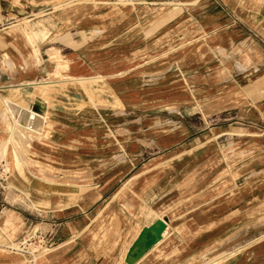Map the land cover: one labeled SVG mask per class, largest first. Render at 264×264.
I'll use <instances>...</instances> for the list:
<instances>
[{
  "label": "rangeland",
  "instance_id": "rangeland-1",
  "mask_svg": "<svg viewBox=\"0 0 264 264\" xmlns=\"http://www.w3.org/2000/svg\"><path fill=\"white\" fill-rule=\"evenodd\" d=\"M103 2L100 7L102 22L109 31L104 33L102 40L100 33H94L92 46L85 51L90 53L88 57L102 54L95 67H109L118 62L115 68L118 67L122 74L118 79H124V82L127 59H133V51L136 52L135 67L140 68L137 74L143 71L141 65L145 57V72L151 75L149 85L144 87L145 96H142V80H135L139 98L145 100L144 110L128 113L120 106L118 120L104 127L98 137L95 153L88 149L87 153L81 154L83 157L79 161H65L58 173L41 169L43 175L35 176L37 180L39 178L38 185L47 194L54 195L73 192L77 189L74 185L89 184L94 171L101 173L103 185H107L104 208L96 218L93 214L86 222H80L75 216L61 218L48 214L40 202L42 198L29 194L25 198L27 203L13 204L14 199L19 198L9 178L22 166L28 169L43 167L24 158L30 155L33 141L48 135L43 125L27 124L28 120L39 119L35 111L20 115L16 124L25 125L30 130L10 127L12 136L0 142V162L9 172L5 188H0V205H4L0 217V264H245L246 243L254 242L255 245L264 240V236L258 241L246 239V232L253 235L256 228L255 223L245 225L248 216H259V224L264 217L262 208L249 215L245 209L247 200L256 194L254 189L260 178L255 174L246 175L245 163L259 150L257 141L263 129L243 125L241 118L254 119L252 111L238 117V113L230 116L221 110L224 91L227 93L229 88L227 80L224 87V80L219 76L208 81L206 74H199L198 79L176 74L178 55L174 41L180 37V30L187 26L174 28L175 22H172L166 33L162 31L163 36L167 34L166 48L151 47L148 53H144L141 47L129 49L125 45L127 41L122 40L126 17H113L116 12L112 7L115 6H111L109 0ZM164 3V7L173 9L177 3L184 2L167 0ZM84 6L89 7V4ZM119 7L126 13L129 4L120 3ZM19 20L27 26L24 35L33 41L28 16L24 14ZM116 20L119 27L111 28ZM183 35L184 39H191L189 33ZM207 53L206 47L198 49L200 63L206 61V55L212 56ZM192 54L188 53L186 58ZM227 57L219 51L218 60L207 68L225 74ZM185 66L182 64L177 68ZM160 69L168 70L162 80L158 79ZM52 82V79L41 81L36 87L41 91V87ZM68 82L70 87L82 88L88 93L94 89L99 93L110 90L104 79L70 78ZM191 83L196 86L193 97L187 93L189 90H185ZM212 83L216 87L207 90L208 84ZM4 103L8 104V101H0L1 105ZM114 104L120 105L115 98ZM190 134L198 143L195 150L198 169L188 176L164 175L161 172L164 169L178 167L187 161L184 160L186 156L180 160H169L164 156L189 152L191 145L186 140ZM184 169L190 170V164ZM132 177L134 180L126 187V180ZM87 190L89 193L90 188ZM167 219L170 228L162 244L154 248L162 240L165 230L162 238L150 248L152 250L139 251L137 244L146 230ZM175 231L177 236L173 235ZM69 236L71 239H67ZM148 251L150 254L146 256Z\"/></svg>",
  "mask_w": 264,
  "mask_h": 264
},
{
  "label": "crops",
  "instance_id": "crops-1",
  "mask_svg": "<svg viewBox=\"0 0 264 264\" xmlns=\"http://www.w3.org/2000/svg\"><path fill=\"white\" fill-rule=\"evenodd\" d=\"M103 1L0 0V101H8V104H0V142L7 141L12 136L10 127L30 130L25 125L23 127L16 124L20 115L29 111H35L39 119L27 121V124L38 127L43 125L48 132L46 137L31 143L30 155L24 158L36 161L43 167L28 169L22 166L9 178L15 193L19 194V199L13 201L16 206L27 203L25 198L28 194L37 196L42 198L40 202L46 208L44 212L61 218L75 216L80 222H86L93 214L96 218L104 208V191L107 185H103V176L97 171H94L89 184L85 182L74 185V189H77L68 194H47L38 185L39 178L37 180L35 177H41L43 169L49 173H58L65 161H79L83 157L81 154L87 153L88 149L95 153L98 137L102 135L104 127L118 120L120 106L126 108L128 113L142 108L144 110L145 100H140L135 80H142L143 89L149 85L151 75L145 72L146 58L142 59V73L137 74L140 68L135 67L136 52L133 51V59H127L124 82V79H118L122 75L118 67L115 68L118 62L109 67H95V62L102 59V54L88 57L90 53L85 51L92 46L94 33H100L102 40L104 33L109 31L102 22L103 10L100 7L104 4ZM165 1L167 0H109V4L115 6L112 7L116 12L113 17H126L122 40L127 41L125 45L129 49L141 47L144 53H148L151 47L166 48L167 34L163 36L162 31L166 33L167 26L172 22H175L174 28L182 29L187 26L180 30V37L174 41L178 55L175 62L176 74L191 79H198L199 74H206L208 81L219 76V79L224 80V87L226 80L229 84L228 92L224 91L223 94L221 110L230 116L238 113V117L245 115L247 111L254 113L253 120L241 118L244 126L263 129L257 141L259 150L254 153V158L246 159L245 163L246 175L255 174L260 177L254 189L256 194L254 198L247 200L245 209L247 215L259 212L261 208L264 209V0H180L184 3H177L173 9L164 7ZM85 3L89 7H85ZM120 3L129 4L126 13L120 9ZM24 14L29 18L28 27L33 31V41H29L24 35L27 26L19 20ZM185 20V25L182 26ZM113 27H119L118 20L116 23L112 22L111 28ZM184 32L190 34V40L188 37L183 38ZM202 47H206L207 54L212 56L206 55V61L200 63L197 52ZM219 51L228 56L229 61L225 62L228 70L225 74L214 68L212 71L207 68L218 60ZM188 53L192 54L189 59L186 58ZM182 64L186 66L177 68ZM167 73L168 70L160 69L158 79L162 80ZM70 78L104 79L110 90L99 93L94 89L88 93L82 88L70 87ZM49 79L54 82L41 87L39 91L36 86ZM190 85L185 90H189L187 93L193 97L196 86L193 83ZM215 87L213 83L208 84L207 90ZM146 93L144 89L142 96ZM114 98L120 105L114 104ZM188 138L186 142L191 145L189 152H176L174 157H170V154L164 156L169 160H180L186 156L184 160L187 161L178 167L164 169L161 171L164 175L188 176L198 169L199 163L195 157L198 143L193 134ZM188 164L190 170L187 171L184 168ZM133 180V177L128 178L125 186L129 187ZM3 206L0 205V217L4 211ZM258 219L259 216L246 217L245 225L255 223L256 228L253 235L246 232V239L262 240L264 217L260 224ZM165 221L166 230L155 249L162 244L170 228L169 220ZM177 234L175 231L173 235ZM74 238L76 237L73 236ZM259 242L255 245L254 242L246 243L243 255L245 264H264V240ZM149 251L145 253L146 256L150 254Z\"/></svg>",
  "mask_w": 264,
  "mask_h": 264
},
{
  "label": "bare ground",
  "instance_id": "bare-ground-1",
  "mask_svg": "<svg viewBox=\"0 0 264 264\" xmlns=\"http://www.w3.org/2000/svg\"><path fill=\"white\" fill-rule=\"evenodd\" d=\"M35 84V83H34ZM33 84V85H34ZM14 87V86H13ZM30 113V112H29ZM36 113V112H35ZM29 116V115H28ZM36 117V116H35ZM31 118V117H30ZM29 119V117H28ZM29 121V120H28ZM22 125V124H21ZM24 127V126H23ZM165 222V223H164ZM159 222L156 226L146 230L142 240L137 244L139 251H146L151 250L152 246L157 243V241L162 236L164 230H166V221ZM169 222V221H168ZM160 223H163L162 226H160ZM162 238V237H161ZM134 253V252H133ZM132 256V255H131ZM132 257H135L132 256ZM130 264V263H128ZM132 264V263H131Z\"/></svg>",
  "mask_w": 264,
  "mask_h": 264
},
{
  "label": "built area",
  "instance_id": "built-area-1",
  "mask_svg": "<svg viewBox=\"0 0 264 264\" xmlns=\"http://www.w3.org/2000/svg\"><path fill=\"white\" fill-rule=\"evenodd\" d=\"M9 176L8 169L3 162H0V188H4Z\"/></svg>",
  "mask_w": 264,
  "mask_h": 264
},
{
  "label": "water",
  "instance_id": "water-1",
  "mask_svg": "<svg viewBox=\"0 0 264 264\" xmlns=\"http://www.w3.org/2000/svg\"><path fill=\"white\" fill-rule=\"evenodd\" d=\"M163 223H160V226H162Z\"/></svg>",
  "mask_w": 264,
  "mask_h": 264
}]
</instances>
